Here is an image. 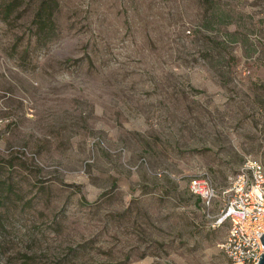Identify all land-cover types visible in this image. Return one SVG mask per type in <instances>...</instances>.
I'll return each instance as SVG.
<instances>
[{
  "label": "rangeland",
  "instance_id": "obj_1",
  "mask_svg": "<svg viewBox=\"0 0 264 264\" xmlns=\"http://www.w3.org/2000/svg\"><path fill=\"white\" fill-rule=\"evenodd\" d=\"M262 156L264 0H0V264H226Z\"/></svg>",
  "mask_w": 264,
  "mask_h": 264
},
{
  "label": "built area",
  "instance_id": "obj_2",
  "mask_svg": "<svg viewBox=\"0 0 264 264\" xmlns=\"http://www.w3.org/2000/svg\"><path fill=\"white\" fill-rule=\"evenodd\" d=\"M189 191L206 208L221 198L215 224H228L218 244L226 264H257L263 252L259 237L264 234V156L259 160L246 157L220 191L206 175L192 178Z\"/></svg>",
  "mask_w": 264,
  "mask_h": 264
},
{
  "label": "water",
  "instance_id": "obj_3",
  "mask_svg": "<svg viewBox=\"0 0 264 264\" xmlns=\"http://www.w3.org/2000/svg\"><path fill=\"white\" fill-rule=\"evenodd\" d=\"M262 246H263V252L260 255V258H258V263L257 264H264V234H261V236L259 237Z\"/></svg>",
  "mask_w": 264,
  "mask_h": 264
},
{
  "label": "trees",
  "instance_id": "obj_4",
  "mask_svg": "<svg viewBox=\"0 0 264 264\" xmlns=\"http://www.w3.org/2000/svg\"><path fill=\"white\" fill-rule=\"evenodd\" d=\"M51 16H52V12H51V10H49V13L47 14L46 19H44L45 21L43 24L50 25L51 30H53V26H52L53 20H52Z\"/></svg>",
  "mask_w": 264,
  "mask_h": 264
}]
</instances>
